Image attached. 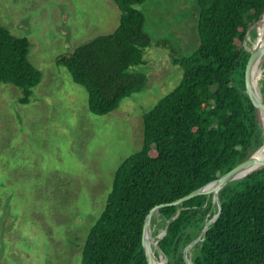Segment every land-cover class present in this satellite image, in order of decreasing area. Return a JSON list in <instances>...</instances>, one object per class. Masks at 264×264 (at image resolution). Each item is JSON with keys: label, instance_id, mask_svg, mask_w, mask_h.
<instances>
[{"label": "trees", "instance_id": "trees-1", "mask_svg": "<svg viewBox=\"0 0 264 264\" xmlns=\"http://www.w3.org/2000/svg\"><path fill=\"white\" fill-rule=\"evenodd\" d=\"M147 1L114 0L122 12L118 30L57 61L87 90L89 110L96 116L117 111L123 100L147 86V76L134 72L146 64L152 46L146 16L135 9ZM197 1L200 47L191 57L174 61L184 69L181 85L144 116L143 147L116 173L105 211L82 253L83 264H148L143 235L151 211L218 180L264 145L246 94L251 54L243 47L264 15V0ZM251 37L257 38L256 31ZM30 48L27 38L0 26V82L23 89V104L43 80L29 60ZM220 197L222 214L192 250L193 264H264V170L229 184ZM217 213L208 196L159 211L158 227L169 225L159 243L168 264H187L186 247Z\"/></svg>", "mask_w": 264, "mask_h": 264}, {"label": "rangeland", "instance_id": "rangeland-1", "mask_svg": "<svg viewBox=\"0 0 264 264\" xmlns=\"http://www.w3.org/2000/svg\"><path fill=\"white\" fill-rule=\"evenodd\" d=\"M135 9L152 39L146 64L134 68L147 86L96 116L87 90L57 61L118 30L114 0H0V26L30 41L29 60L43 74L27 104L23 89L0 82V264H83L116 173L143 147L144 116L181 85L184 69L174 61L200 47L198 1L149 0ZM157 218L155 241L165 231Z\"/></svg>", "mask_w": 264, "mask_h": 264}, {"label": "water", "instance_id": "water-1", "mask_svg": "<svg viewBox=\"0 0 264 264\" xmlns=\"http://www.w3.org/2000/svg\"><path fill=\"white\" fill-rule=\"evenodd\" d=\"M264 24V15L262 18L249 30L247 39L251 37L252 32L256 31L257 33V27L259 24ZM258 36V33H257ZM251 54L247 70H246V94L251 99L259 121L260 128L263 132L264 136V124H263V118H264V98L262 95V92L260 88H256L253 84V71L254 68L257 66V64L264 60V48H259L253 45L251 50H247ZM264 150V145L261 149H259L249 160L245 161L244 163L240 164L236 168H234L232 171L227 173L226 175L222 176L218 180L208 184L207 186L198 189L197 191H194L190 195L175 201L171 204L167 205H161L156 207L151 211V213L148 215L145 223L144 228V235H143V249L145 251L148 264H155V258L161 261L163 264H168V258L166 254L163 252L161 247L159 246L160 241L165 238L168 232L169 225L172 221L176 220L178 216L183 211V208L173 217V219L169 222V225L167 229L164 231L161 237H159V240L155 241L154 238V227H153V220L159 213V211L165 207L169 206H175V207H183L185 203L199 197V196H208L209 198H213V209L218 207V213L210 219L207 218V221L205 223V227L203 231L201 232L198 239L193 241L190 245H188L184 251V258L187 264H193L191 259V252L192 250L200 243L204 242L207 233L211 226L217 222V220L220 218L223 208H222V201L220 197V193L223 189H225L229 184L241 181L246 179L247 177L264 170V161H260L257 159V154L262 152ZM260 167L259 169H257Z\"/></svg>", "mask_w": 264, "mask_h": 264}, {"label": "bare ground", "instance_id": "bare-ground-1", "mask_svg": "<svg viewBox=\"0 0 264 264\" xmlns=\"http://www.w3.org/2000/svg\"><path fill=\"white\" fill-rule=\"evenodd\" d=\"M257 33H258L257 39L259 40V43H257V39H256L254 45L259 48H264V24L263 23L258 25ZM263 65H264V60H261L257 64L256 66L257 68L255 67L253 71V84L255 85L256 88H259V83L261 79L263 78ZM255 69H256V72H255ZM263 124H264V118H263ZM257 159H259L260 161H264V150L257 154ZM259 168L260 167H258L257 169ZM155 264H163V263L155 258Z\"/></svg>", "mask_w": 264, "mask_h": 264}]
</instances>
